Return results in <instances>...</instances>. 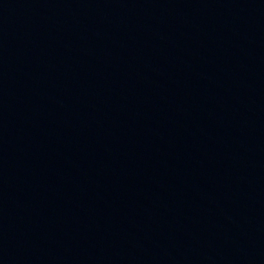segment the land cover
Wrapping results in <instances>:
<instances>
[{"label":"water","instance_id":"water-1","mask_svg":"<svg viewBox=\"0 0 264 264\" xmlns=\"http://www.w3.org/2000/svg\"><path fill=\"white\" fill-rule=\"evenodd\" d=\"M0 264H264V0H0Z\"/></svg>","mask_w":264,"mask_h":264}]
</instances>
